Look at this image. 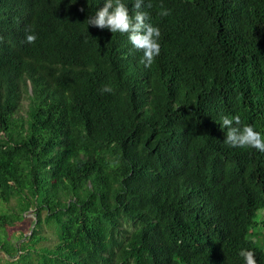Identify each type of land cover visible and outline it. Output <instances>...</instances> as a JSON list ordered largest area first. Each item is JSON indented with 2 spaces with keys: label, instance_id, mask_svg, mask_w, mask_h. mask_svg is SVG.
<instances>
[{
  "label": "trees",
  "instance_id": "obj_1",
  "mask_svg": "<svg viewBox=\"0 0 264 264\" xmlns=\"http://www.w3.org/2000/svg\"><path fill=\"white\" fill-rule=\"evenodd\" d=\"M103 3L0 0V231L31 230L7 263L264 264V152L219 122L264 133V0H151L148 67L87 26Z\"/></svg>",
  "mask_w": 264,
  "mask_h": 264
},
{
  "label": "clouds",
  "instance_id": "obj_2",
  "mask_svg": "<svg viewBox=\"0 0 264 264\" xmlns=\"http://www.w3.org/2000/svg\"><path fill=\"white\" fill-rule=\"evenodd\" d=\"M70 2L75 3L76 0ZM151 6V0H104L103 6L87 17V26L107 27L112 33H127L132 46L142 51L141 62L148 67L161 50V28L150 22V13L146 10ZM163 14L166 15L167 10ZM25 39L33 42L37 39V34L30 32ZM101 91L111 92L113 89L110 84H105ZM219 122L221 128L226 126L224 143L240 147L251 146L264 152V133L256 130L250 123H242L239 114L221 115ZM240 255L244 258V264H256L253 251L241 249Z\"/></svg>",
  "mask_w": 264,
  "mask_h": 264
},
{
  "label": "rangeland",
  "instance_id": "obj_3",
  "mask_svg": "<svg viewBox=\"0 0 264 264\" xmlns=\"http://www.w3.org/2000/svg\"><path fill=\"white\" fill-rule=\"evenodd\" d=\"M1 205V203H0ZM10 207L11 206H15L16 205V199H12L10 201V203L8 204ZM12 208V207H11ZM5 207H1L0 206V212L4 211ZM10 209V208H8ZM31 211L26 212L25 214L27 215V217H31ZM262 214V216H264V211L261 213H259L258 217ZM25 222H27V219H19L17 221V223H15L16 226H14L13 228H10V230L7 228V235L5 234V231H3L4 228H1L2 231H0V264H8L6 259L8 257L7 253L5 250L1 249V245L4 243L5 241H9L11 243H15V244H20V240L23 241L24 239L27 238V236H29L31 230H29V225L30 223L25 224ZM23 232L24 235H20V233ZM44 234H46L45 236L47 237V239L41 241L42 244L47 245V244H53V242L57 239L56 235L53 234V230L52 229H48L44 231ZM264 235V234H262ZM11 259V258H10Z\"/></svg>",
  "mask_w": 264,
  "mask_h": 264
}]
</instances>
